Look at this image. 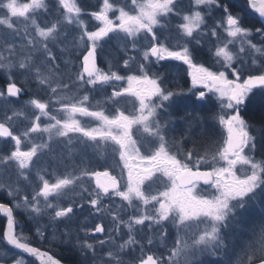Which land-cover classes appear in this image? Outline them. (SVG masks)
Listing matches in <instances>:
<instances>
[{
  "label": "snow or ice",
  "instance_id": "snow-or-ice-1",
  "mask_svg": "<svg viewBox=\"0 0 264 264\" xmlns=\"http://www.w3.org/2000/svg\"><path fill=\"white\" fill-rule=\"evenodd\" d=\"M247 7L258 14L259 27H247L245 17L223 0H194V6L193 0H102L98 11L84 9L99 25L87 30L76 0L22 5L0 0V70L13 81L23 79L20 86L9 82L6 95L0 93V137L14 142V148L0 149V191L19 200L17 186L39 182L35 194L25 195L18 207L27 212L42 242L70 249L78 257L75 264H264V159H256L258 154L264 157V0H247ZM225 18L227 36L241 40L235 56L227 46L216 47L213 39H219ZM30 33L33 38L24 41ZM113 41L125 55L129 47L146 49L134 70L136 58L124 56L107 71L97 67L104 45ZM171 41L180 50H172ZM206 43L214 49L209 66L198 62ZM74 49H82L75 59ZM164 61L187 66L189 93L166 87ZM125 79L127 87L97 98L109 82ZM29 89L50 96L49 103L31 100L39 114H33L23 136L31 140V134H47V142L23 151L21 136L11 127L26 114L8 105L18 104ZM73 90L76 95L69 94ZM124 96L138 102L137 114L117 110L109 116L90 110L93 101L102 109L108 103L118 105ZM181 97L192 104L215 99L212 118L218 115L226 136L214 150L205 145L212 134L208 117L197 119L186 109L179 117L182 129L175 132L176 113L169 110ZM256 104L259 115L249 116ZM77 117H91L99 124L89 128ZM133 127L142 135L134 138ZM113 162L119 176L113 174ZM61 167L72 172L49 183L45 174ZM200 185L211 191L203 194ZM78 188V200H63ZM105 202L112 205L109 212L116 211L110 229L96 222L102 216L94 215ZM127 208L133 212L125 220ZM256 208L260 220L249 229L244 218ZM0 212L7 218L0 264H25L18 258L22 254L46 255L20 241L13 208L0 203ZM146 248L152 254L145 258ZM137 250L140 257L134 255ZM47 262L60 264L50 255Z\"/></svg>",
  "mask_w": 264,
  "mask_h": 264
},
{
  "label": "rangeland",
  "instance_id": "rangeland-1",
  "mask_svg": "<svg viewBox=\"0 0 264 264\" xmlns=\"http://www.w3.org/2000/svg\"><path fill=\"white\" fill-rule=\"evenodd\" d=\"M79 1L81 0H76V3L79 6ZM101 1V6H102V0H99V2ZM17 2L19 4H24V3H30L31 0H17ZM110 2H112V0H110ZM247 3V0H246ZM193 6H194V0H193ZM250 10V9H249ZM61 11H63V9H61ZM82 14V13H81ZM4 15L3 10H0V17H2ZM29 15H32V13H29ZM110 16H112V14L110 13ZM36 18L38 19V22H43L42 20V14L41 13H37L36 14ZM81 18L85 24V27L87 28V30H96L98 25V22L95 21L94 19L91 18L90 15H88V17H84L83 15H81ZM258 18V17H257ZM175 26V25H174ZM21 29H23V26L21 25ZM75 34L79 35L80 29H74ZM34 36L33 33H30L28 36H24L22 37V39L24 41L28 40V39H32ZM37 40H39L38 37H36ZM205 41H207V37H204ZM216 41V47H222V46H227L228 50L230 52L233 53V55L235 56L237 53H239V49L241 47V40L240 38H231L227 36V24H226V18H225V22L223 27L221 28L220 31V36L219 39L217 40L216 38H213ZM233 41V43H229V41ZM172 50H180L179 47L177 46V42L176 41H171L170 45H169ZM245 47H247V45H244ZM212 49V54L209 55L208 54V50ZM146 50L143 47L138 46L137 50H133L131 47L128 48L127 50V54L125 55L124 52H118L116 49V43L115 41L109 43V44H105L104 45V50L103 53L101 54V56L98 58L97 60V67L107 71L109 69V67L115 63L116 59H118L120 56H124L125 58H129V57H135V63L132 64V68L133 70L138 66L140 60L142 59L143 56V51ZM21 52L26 51L24 48L20 49ZM82 51V49H74V55H73V59H75V56L79 54V52ZM56 53L59 54V48L56 49ZM4 55H7V53L5 52ZM240 55H244V54H240ZM207 56H210L209 58ZM215 57H214V49L212 48L211 44H207L205 45V52L204 54H202L199 58H198V62L200 63H204L205 66H209L213 61H214ZM154 60V58H153ZM164 62H174V61H164ZM176 63L179 64H183L182 62H178L175 61ZM158 65V64H157ZM120 66L123 67V62L122 60L120 61ZM77 67H79V65H77ZM186 70L188 71V79L190 81V89H192V83H191V77L189 75V70L187 68V66L185 65ZM216 67H219V65H216ZM3 75L5 76V78L7 79V83L4 85V90H2L0 88V93L6 95V85L9 82H15L17 83L18 86H20L21 84H23V79L17 77L14 81L13 78L10 76H7V73L4 70H0ZM121 75H125V73L121 72L118 73ZM127 74H135L134 71L133 72H128ZM127 87V80H122V81H111L109 82L108 85L104 86L105 92L104 93H97L96 96L98 99H103L105 98V95L110 94L111 91L113 90H122L123 88ZM189 89V90H190ZM205 91H207L205 89ZM29 98L28 99H23L22 97L20 98V102L18 104L15 105H8V107L10 108H14L16 111H20L22 113H25V116H21L20 119L14 120L12 122V127L11 130L14 132V134L20 135L21 139H22V143H21V150L23 151H27L29 150L32 146L36 145V144H41V143H46L47 142V134H31V140H29V138L24 137L23 133L26 131L28 124L34 120V115L33 114H39V110L35 109L34 106L31 105V100L32 99H36L39 100L40 102L43 103H49V96L50 93L48 95H45L43 93H39L37 92L35 89H29ZM189 92V91H188ZM70 95H76V91L73 90L72 92L69 93ZM55 98L53 97V100ZM213 102H215V99L213 98ZM51 107V105H50ZM137 109H138V102L135 101L134 97H130V96H124L120 98V103L116 106H113L111 103H108L106 105H104L102 107V109L97 108L95 106V101H93V107L90 108V110H103L105 112L106 115L109 116H113L117 114V110L119 111H123L126 115H135L137 114ZM55 111V110H53ZM78 119H80L81 123L84 124L85 126L91 128V127H96L98 126L99 122L91 117H77ZM46 120L42 118L41 123H45ZM221 130L223 131V126H221ZM133 133H134V138L139 137L142 135V130L141 131H137L135 127H133L132 129ZM224 133V132H223ZM218 134V133H217ZM224 136H226V133H224ZM8 147L9 149L14 148V142H12L10 140V138L8 139V141L4 140L3 138H0V149H3L5 147ZM118 159V157H117ZM257 160H261V157L256 156ZM239 165L237 166L238 172H239ZM112 169H113V174L119 176L120 175V169L115 165V163L113 162L112 164ZM97 170H103V169H97ZM69 172H72V169L69 167L67 172H65L64 168L61 167L59 170H50L48 173H46V178L49 180V183H55L57 179H61L64 178ZM78 174V173H77ZM36 183H39L38 181H33V183L31 184H24L23 186H17L18 190L20 192V198L19 200H14L10 197H8L4 191H0V197L5 198V203H3L4 205L13 208V213L14 210H19L23 213H27L24 209L19 208L18 204L23 203L24 200V196L25 195H29L32 196L35 194L34 192V188ZM27 187L24 188V187ZM92 188H95V184L94 182H92L91 184ZM200 190H204L203 194L207 195L211 190L207 189L206 186L204 185H200L198 191ZM81 191V189H77L76 192H69L66 196L63 197V200L65 202H68L71 199H79V196L77 193H79ZM22 192V193H21ZM53 203H56V198L53 197L51 198ZM114 200L118 201V198H113ZM8 203H7V202ZM126 204V202H125ZM41 207H43V203L41 202ZM112 205L108 204L107 202H105V207L103 208L101 213H94L95 216H102V221L97 220L96 222H103L104 225L106 226V228H109L112 226L111 225V218L113 215H116V211L115 209H113L112 212H109L108 209L111 208ZM133 212V209L131 208H127L126 211L124 212V217L125 220H127L128 215H130ZM137 214H139L137 212ZM45 217H47V210L44 213ZM260 220V215H259V209H252L250 210V212L246 215V217L244 218V223L247 225V227L249 229H251L252 227H255L256 225H258ZM7 223V220L5 221V225ZM5 225H4V229H5ZM16 230V229H15ZM122 231L123 233H127V227L122 226ZM237 233H239L240 229L239 227H237L236 229ZM127 237L125 236V239ZM175 239V232L173 231L172 234V238L169 240V248L172 245V241ZM122 242L119 238H117V243ZM31 246V245H29ZM32 247V246H31ZM40 251L42 253H46V255L42 256V260H44L47 263V257L48 255L52 256L50 253L48 254L46 251L41 250ZM148 254H152L151 252H149L147 250V248L145 249L144 252V257L146 258V255ZM134 255L136 257H140L141 253L139 252V250H137ZM53 260H57L55 257H52ZM127 260V258H126ZM60 262V261H59ZM48 264V263H47ZM60 264H63L62 262H60ZM127 264H131V261H127Z\"/></svg>",
  "mask_w": 264,
  "mask_h": 264
},
{
  "label": "trees",
  "instance_id": "trees-1",
  "mask_svg": "<svg viewBox=\"0 0 264 264\" xmlns=\"http://www.w3.org/2000/svg\"><path fill=\"white\" fill-rule=\"evenodd\" d=\"M79 3V6L82 8L81 15H83L84 17H88V15H84V9H87V11L90 13L91 11H98L101 6V1L99 2V0H81L79 1ZM223 3L225 4V6L230 7L233 12L243 15L246 19L247 27H259L258 18L256 14L252 13L247 7L246 0H223ZM241 7H243V12H241ZM207 57L209 58L210 56ZM161 64H163L167 68L166 75L168 76V84L166 85V87H171L173 91H176L178 93H189L188 91L190 89V81L188 79V71L186 70L185 65L176 63L175 61L170 63L161 62ZM155 66L160 67L159 64ZM6 83L7 79L0 71V88L2 90H4L3 88ZM29 95L30 94L28 92V94L22 96V98L28 99ZM213 103L214 102H204L192 104L189 101L184 100L183 97H181L178 105L173 106V108L169 110L171 112L176 113V115L172 117V120L175 125V132L178 133L182 129V122L179 120V117L183 116L185 110L187 109V111L194 114L197 119H204L205 117H208V127L212 134L210 138L205 141L206 147H210L214 150L218 142L222 144L224 133L221 130V125H219L218 123V115L215 119L212 118ZM259 112L260 105L256 104L250 107L248 115L255 117L259 115ZM188 147L191 148L192 145H189ZM257 156L261 157L259 154ZM261 159H264V157H261ZM24 188L27 189L26 186ZM5 200V198L0 197V203H5ZM13 216L14 220L16 221L15 231L18 238H20V241H22L23 243H27L32 247H36L37 249L44 250L48 254L50 253L52 257H55L63 264H75V262L78 260V257L67 247L58 246L53 248L50 244L42 242L39 239L34 227L29 223V217L27 216V213L25 214L16 209L14 210ZM45 218L47 219V217ZM5 221L6 219L0 217V240H2L3 233L5 231ZM5 244H0V247H4ZM18 258H24L25 264H36V261L27 256L26 254H22V257Z\"/></svg>",
  "mask_w": 264,
  "mask_h": 264
},
{
  "label": "water",
  "instance_id": "water-1",
  "mask_svg": "<svg viewBox=\"0 0 264 264\" xmlns=\"http://www.w3.org/2000/svg\"><path fill=\"white\" fill-rule=\"evenodd\" d=\"M6 206V205H5ZM8 207V206H7ZM0 216H2L4 219H6L7 220V218H6V216H5V214L3 213V212H0ZM6 227H7V223H6V225H5V229H6ZM6 231V230H5ZM40 251V250H39ZM28 255V254H27ZM31 257V256H30ZM31 258H33L34 260H36L37 261V263L38 264H45L44 262H43V260H41V258L40 257H31Z\"/></svg>",
  "mask_w": 264,
  "mask_h": 264
},
{
  "label": "flooded vegetation",
  "instance_id": "flooded-vegetation-1",
  "mask_svg": "<svg viewBox=\"0 0 264 264\" xmlns=\"http://www.w3.org/2000/svg\"><path fill=\"white\" fill-rule=\"evenodd\" d=\"M258 21H259V19H258ZM0 138H3V137H0ZM3 139L6 140V141H8L9 138H3ZM21 193H22V192H21Z\"/></svg>",
  "mask_w": 264,
  "mask_h": 264
}]
</instances>
